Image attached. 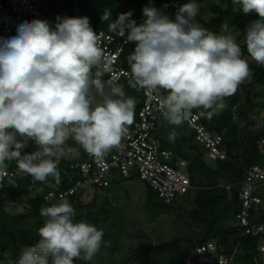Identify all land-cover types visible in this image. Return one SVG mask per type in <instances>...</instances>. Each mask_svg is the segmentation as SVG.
Masks as SVG:
<instances>
[{
  "label": "clouds",
  "instance_id": "1",
  "mask_svg": "<svg viewBox=\"0 0 264 264\" xmlns=\"http://www.w3.org/2000/svg\"><path fill=\"white\" fill-rule=\"evenodd\" d=\"M232 3L256 17L246 25L244 44L252 60L264 66V0ZM198 12L195 0H188L170 19L149 0L139 24L132 11L113 20L108 8L101 16L110 21L109 32L134 44L127 57L129 85L154 94L163 120L175 127L190 123L193 110L209 119L219 115L228 107L226 98L252 76L228 23L219 33L210 31L196 21ZM16 31L0 37V186L11 161L33 182L52 177L59 183L58 161L78 157L79 149L103 165L134 123L136 101L115 76L103 79L111 62L100 34L86 16H58L54 27L47 20L24 21ZM177 136L173 130L168 139L174 143ZM69 140L78 147H69ZM30 141L36 148L24 153ZM76 215L63 196L42 206L38 242L8 264L93 261L104 231Z\"/></svg>",
  "mask_w": 264,
  "mask_h": 264
},
{
  "label": "built area",
  "instance_id": "2",
  "mask_svg": "<svg viewBox=\"0 0 264 264\" xmlns=\"http://www.w3.org/2000/svg\"><path fill=\"white\" fill-rule=\"evenodd\" d=\"M58 8H62L59 0H0V37L15 36L18 25L34 19L47 20L54 27ZM131 18L133 19V16ZM95 32L100 34L101 47L109 54L111 62L110 70L104 73L103 79L108 80L115 76L118 84L129 86L130 69L123 66L122 58L129 43L126 35L119 36L103 29ZM136 91L140 97L134 123L128 126L127 135L121 145L109 152L103 165H98L83 151V158L69 164L70 174L64 178L60 176L59 183L52 177L45 182H39L44 188L40 196L45 206H50L61 196L71 202L81 190L87 188L108 187L113 181L114 173L124 179L135 175L166 205L173 204L194 189L187 170V161L175 159L174 152L165 147L155 133L158 121L163 120L158 110V100L146 89ZM239 105L236 104L234 110ZM200 113L201 110L193 111L191 122L185 124L194 133V140L201 147L206 161H231L222 136L207 129L202 121L204 115ZM35 148V144L30 141L23 152L30 153ZM256 152L260 163L243 168V179L236 184L240 208L235 215V226L241 230L240 237H249L257 241L256 253L252 255L253 263L264 264V219L262 221L257 219L264 216L259 210L264 199L259 192L260 188H264V137L257 141ZM7 172L8 176L3 182L8 189H14L17 186V179L23 175L19 172L16 161L9 162ZM231 186L225 185L224 188L229 191ZM38 217L43 224L44 218L40 215ZM38 240L39 235L27 247L33 246ZM237 254H241L238 246L228 250L222 246L218 238L201 239L191 250L185 264H235Z\"/></svg>",
  "mask_w": 264,
  "mask_h": 264
},
{
  "label": "trees",
  "instance_id": "3",
  "mask_svg": "<svg viewBox=\"0 0 264 264\" xmlns=\"http://www.w3.org/2000/svg\"><path fill=\"white\" fill-rule=\"evenodd\" d=\"M231 1L232 0H217V3L210 4V10L214 13V17L207 22L199 20L200 23H204L208 27L220 29L221 24L227 22L229 23V27L244 33L246 25L256 17L250 14H244L241 7L235 10ZM59 2L62 5L61 10H58L59 17L86 16L89 18L90 25L94 31L103 29L106 32H109L108 24L110 21L101 20V16L105 9L109 8L111 10V18L113 20H115L120 13L132 11L133 19L139 24L144 19L142 9L149 4V0H59ZM187 2L188 0H151L152 5L163 11L170 19H174L179 6ZM63 9L67 14L62 11ZM244 48L245 47H243L242 50L243 53L246 52ZM133 50L134 44L129 42L122 56L123 66L127 69H130L127 63V57ZM249 67L252 72L253 81L264 85V68L259 66ZM124 86L131 87L130 85H123V87ZM132 93L136 94V89L132 88ZM236 102L237 92L233 96L226 98L225 103L228 107L219 115H214L211 119L204 115L202 120L208 130L215 131L222 136L223 144L228 149L231 161H216L209 164L204 157L201 147L194 140V133L186 124L181 127L170 125L171 129L168 133L173 130L178 133L174 143L169 141V134L165 138H161V140L165 147L174 152L175 159L180 158L187 161V170L190 174L191 184L195 190L193 206L188 213L185 214L188 221L192 224H201L207 227V233L203 239L218 238L224 248L230 250L238 246V251L240 253L252 256L256 253L257 241L249 237H240L241 230L235 226L233 222L240 208V203L237 198L238 187L236 184L240 183L243 179V168L260 163V158L256 152V144L260 138L264 137V129L252 137L249 145L245 147L241 155L233 156L230 150L233 146L241 143L242 136L240 134V129L246 120L245 116L240 113L238 119L231 121L232 110L236 106ZM246 102L250 103V100L247 99ZM137 108L138 105L135 108V112ZM70 141L72 142V140ZM75 147L78 146L76 145ZM79 151L80 154L78 157L73 158L72 156H68L67 159L58 161V169L61 177L64 178L70 174L68 166L72 161L81 160L83 158V149H79ZM2 185H5L4 182ZM225 185H232L231 189L229 191L226 190L224 188ZM37 186H41L39 181L33 182L30 176L23 174L17 179V186L14 188L10 198L20 200L21 197L28 196V193ZM6 189L8 188L6 187ZM93 189L100 190L102 188ZM26 203L30 209L29 215H35L37 217L40 215L41 207L45 206L41 196L26 200ZM70 203L76 209V219L78 221L86 220L97 226L92 202L81 204L77 202L76 196ZM163 205L168 206L166 204ZM262 213H264L263 210ZM254 216L256 217V214H254ZM257 219L258 221H262L264 216H259ZM13 229L15 228L13 227ZM15 232L17 234V241L14 231L4 226V236L0 242V259L5 262L9 261L10 256L17 254V248L14 247L9 256L1 255L8 244L15 245L17 243L20 252L23 248L32 244L38 237V233L33 235L27 230H15ZM21 239L25 244L23 248H21L20 244ZM197 243L198 240H196L195 245ZM189 254L190 253L182 254L177 264H185V260Z\"/></svg>",
  "mask_w": 264,
  "mask_h": 264
},
{
  "label": "rangeland",
  "instance_id": "4",
  "mask_svg": "<svg viewBox=\"0 0 264 264\" xmlns=\"http://www.w3.org/2000/svg\"><path fill=\"white\" fill-rule=\"evenodd\" d=\"M195 2L199 5L196 17L198 23H200L199 20L207 22L214 17L209 5L217 3V0H195ZM232 6L235 10L241 7L239 4L233 3ZM58 10L61 9L58 8ZM62 11L64 12V9ZM64 13L67 14L66 11ZM200 24L210 31L220 32V29L208 27L204 23ZM229 28L242 50L243 47L246 50L245 31L242 33L232 27ZM242 54V58L248 61L249 66L264 68L252 60L247 51ZM123 90L126 96L135 99L137 106L140 95L133 94L131 87L124 86ZM247 99L250 100V103L246 102ZM238 103L239 107L232 110L231 121L238 119L240 113L246 118L240 129L242 141L233 148L236 152H241L249 145L252 137L264 129V126H261L264 125V85L255 83L253 76L245 80L237 90L236 104ZM170 129L171 127L166 121L159 120L155 133L160 138H165ZM68 146L75 147L76 145L69 140ZM67 158L68 156L61 159ZM207 162L212 164V162ZM112 178L113 183L109 187L100 190L88 188L81 190L77 195V202L81 204L93 203L96 227L104 231V237L101 249L93 261L75 260L74 264H177L182 254L190 253L195 246L196 240L192 237L193 234L197 232V235H200L198 237H203L204 227L191 225L185 216L193 206L194 189L172 205L164 206L157 195L135 175L124 179L114 173ZM13 191L14 189H6L5 185L0 186V200H3L0 203V242L4 236L1 223L2 211L6 209L11 211L15 207L21 215L26 212L20 208V205H16L9 199ZM43 192V186H37L28 193V196L21 197L19 203L40 196ZM259 192L264 196V188H260ZM22 218L18 225L16 223L8 225L12 226L11 228L15 225L17 228L22 227L33 235H36L38 229L43 225L39 217L35 215H24ZM20 244L21 248L25 247L22 239ZM9 259L16 261L18 252L10 256ZM235 264L254 263L252 256L241 253L236 255Z\"/></svg>",
  "mask_w": 264,
  "mask_h": 264
},
{
  "label": "crops",
  "instance_id": "5",
  "mask_svg": "<svg viewBox=\"0 0 264 264\" xmlns=\"http://www.w3.org/2000/svg\"><path fill=\"white\" fill-rule=\"evenodd\" d=\"M237 146V145H236ZM235 146H233L232 148H231V150H230V152H231V154L233 155V156H239V155H241L242 154V152H243V150L245 149H243L241 152H236V150L235 149H233ZM111 183H113V181L111 182ZM111 185V184H110ZM109 185V186H110ZM108 186V187H109ZM13 203H15L16 205H20L21 207L20 208H23L25 211H29V214H30V209H29V206L27 205V203H26V200L23 202V203H19V200H16V199H12V198H9ZM5 200H7V198H5ZM3 200H0V203L2 202ZM259 210H263L264 211V208H263V202H262V205L259 207ZM9 211V212H8ZM3 213H2V219H1V223L3 224V230H4V226H7L8 228H10L12 231H15V230H17V231H24L25 229L24 228H17L16 227V225H15V229H13V228H11L10 227V225H8V224H10V223H16L17 225H18V223L19 222H21L22 221V217H24V215L25 214H19L18 212H19V210H16V208L14 207L11 211L10 210H8V209H6V210H3L2 211ZM29 214H27V215H29ZM26 216V215H25ZM187 219V218H186ZM188 220V219H187ZM189 222V221H188ZM190 223V222H189ZM191 225H193V226H197V225H199V226H202V227H204V231H203V237H198V236H200V235H197V232H193L194 234H193V236L192 237H194L195 238V240H201V239H203L204 238V236H206V233H207V227L206 226H204V225H201V224H192V223H190ZM16 239V238H15ZM17 241V240H16ZM14 247H16L17 248V252L19 253V249H18V245H17V243L15 244V245H12V244H8L7 245V248L5 249V251L4 252H2L1 253V255L3 254V255H6V256H9L11 253H12V250H13V248ZM190 255V254H189ZM189 255H188V257L186 258V260H185V262L187 261V259L189 258ZM0 262H5V261H3L2 259H0Z\"/></svg>",
  "mask_w": 264,
  "mask_h": 264
},
{
  "label": "water",
  "instance_id": "6",
  "mask_svg": "<svg viewBox=\"0 0 264 264\" xmlns=\"http://www.w3.org/2000/svg\"><path fill=\"white\" fill-rule=\"evenodd\" d=\"M27 214H29V211H28V210L25 212V215H27ZM14 235H15V238H16V240H17V234H16L15 231H14Z\"/></svg>",
  "mask_w": 264,
  "mask_h": 264
}]
</instances>
